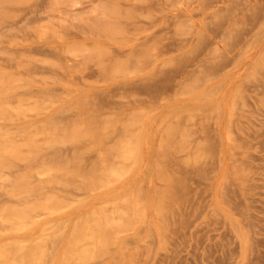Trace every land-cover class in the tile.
Here are the masks:
<instances>
[{"label": "rangeland", "instance_id": "1", "mask_svg": "<svg viewBox=\"0 0 264 264\" xmlns=\"http://www.w3.org/2000/svg\"><path fill=\"white\" fill-rule=\"evenodd\" d=\"M0 264H264V0L0 3Z\"/></svg>", "mask_w": 264, "mask_h": 264}, {"label": "bare ground", "instance_id": "2", "mask_svg": "<svg viewBox=\"0 0 264 264\" xmlns=\"http://www.w3.org/2000/svg\"><path fill=\"white\" fill-rule=\"evenodd\" d=\"M10 1H12V0H0V3H6V2H10ZM131 154V153H130ZM133 155V154H132ZM128 156H130V155H128ZM90 180V179H89Z\"/></svg>", "mask_w": 264, "mask_h": 264}]
</instances>
